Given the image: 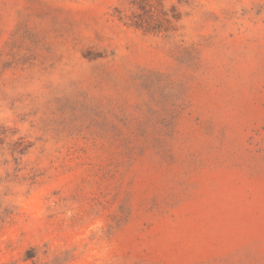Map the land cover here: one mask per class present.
<instances>
[{"label": "rangeland", "instance_id": "rangeland-1", "mask_svg": "<svg viewBox=\"0 0 264 264\" xmlns=\"http://www.w3.org/2000/svg\"><path fill=\"white\" fill-rule=\"evenodd\" d=\"M0 264H264V0H0Z\"/></svg>", "mask_w": 264, "mask_h": 264}]
</instances>
